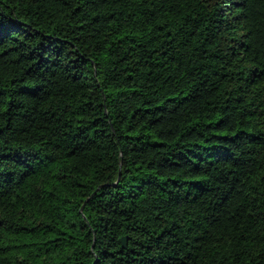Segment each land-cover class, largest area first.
<instances>
[{
  "label": "trees",
  "instance_id": "16d2710c",
  "mask_svg": "<svg viewBox=\"0 0 264 264\" xmlns=\"http://www.w3.org/2000/svg\"><path fill=\"white\" fill-rule=\"evenodd\" d=\"M0 264H264V0H0Z\"/></svg>",
  "mask_w": 264,
  "mask_h": 264
},
{
  "label": "water",
  "instance_id": "95a60500",
  "mask_svg": "<svg viewBox=\"0 0 264 264\" xmlns=\"http://www.w3.org/2000/svg\"><path fill=\"white\" fill-rule=\"evenodd\" d=\"M119 241L122 243L123 247H126V237L125 236L120 237Z\"/></svg>",
  "mask_w": 264,
  "mask_h": 264
}]
</instances>
